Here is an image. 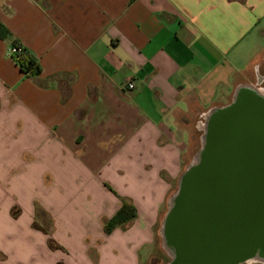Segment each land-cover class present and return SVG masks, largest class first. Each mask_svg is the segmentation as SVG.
Returning a JSON list of instances; mask_svg holds the SVG:
<instances>
[{
  "label": "crops",
  "instance_id": "crops-1",
  "mask_svg": "<svg viewBox=\"0 0 264 264\" xmlns=\"http://www.w3.org/2000/svg\"><path fill=\"white\" fill-rule=\"evenodd\" d=\"M0 22V175L31 176L43 233L2 234L0 264H142L208 112L264 88V0H0Z\"/></svg>",
  "mask_w": 264,
  "mask_h": 264
},
{
  "label": "water",
  "instance_id": "water-1",
  "mask_svg": "<svg viewBox=\"0 0 264 264\" xmlns=\"http://www.w3.org/2000/svg\"><path fill=\"white\" fill-rule=\"evenodd\" d=\"M203 130L163 220L167 264L264 262V92L239 86Z\"/></svg>",
  "mask_w": 264,
  "mask_h": 264
},
{
  "label": "rangeland",
  "instance_id": "rangeland-1",
  "mask_svg": "<svg viewBox=\"0 0 264 264\" xmlns=\"http://www.w3.org/2000/svg\"><path fill=\"white\" fill-rule=\"evenodd\" d=\"M200 146L201 142L199 141L197 144V148H199ZM31 181V176L22 174L21 172H15L9 175H0V236H2V234H32L33 236L43 234L41 232L42 230H40L42 222L38 218H36L34 222L32 221L30 223L31 216L35 214L37 215V213H41L39 211V208H33L32 197L31 205H26L27 199H29L30 196H36L39 194V192H37V194L35 195L34 191L31 190ZM37 181L39 182V179H37ZM175 192L176 191L171 194L170 198L174 195ZM169 199L162 210L159 223L157 224V237L155 243L153 244L149 256H143L142 264H167L171 259L170 255L163 245L161 235L163 220L169 208ZM15 202L21 204V206H16ZM32 212H34L35 214H33ZM29 225H31L33 228L39 229L40 231L37 232L32 230V228H30L31 226ZM14 237L15 236H13V239H6V242L8 241L10 245V242L12 240L13 246L17 244L21 245L22 243L25 245L26 241H24L21 236H18L16 238ZM147 251L148 249L144 250L143 253H146ZM73 256L74 255L72 252L67 255H64L60 252H55V254H52L51 257L48 256L47 259H43L42 257L43 260H30V264H44V262H46V264H50V262L52 261H60L61 259H64V264H74L76 261L74 260ZM59 264L63 263L61 262Z\"/></svg>",
  "mask_w": 264,
  "mask_h": 264
},
{
  "label": "trees",
  "instance_id": "trees-1",
  "mask_svg": "<svg viewBox=\"0 0 264 264\" xmlns=\"http://www.w3.org/2000/svg\"><path fill=\"white\" fill-rule=\"evenodd\" d=\"M9 33V30L0 22V37L5 38ZM13 46H17L20 49L19 52L11 54L12 59L19 65L20 69L30 76L39 75L42 71V67L31 50L24 46L18 39L13 41ZM133 216L134 208L128 204L124 205L114 218L111 226L115 223L125 222Z\"/></svg>",
  "mask_w": 264,
  "mask_h": 264
},
{
  "label": "built area",
  "instance_id": "built-area-1",
  "mask_svg": "<svg viewBox=\"0 0 264 264\" xmlns=\"http://www.w3.org/2000/svg\"><path fill=\"white\" fill-rule=\"evenodd\" d=\"M19 51H20V49H19L17 46H12V47L10 48V54H15V53H17V52H19ZM128 86H129V88H134V87H135V85H134L133 82H130V83L128 84Z\"/></svg>",
  "mask_w": 264,
  "mask_h": 264
},
{
  "label": "flooded vegetation",
  "instance_id": "flooded-vegetation-1",
  "mask_svg": "<svg viewBox=\"0 0 264 264\" xmlns=\"http://www.w3.org/2000/svg\"><path fill=\"white\" fill-rule=\"evenodd\" d=\"M251 85H253V86H255V87H257L259 90H261V91H263L264 92V88H260L259 86H256V85H254V84H251ZM264 264V262H261V261H251V262H249V263H247V262H245L244 264Z\"/></svg>",
  "mask_w": 264,
  "mask_h": 264
}]
</instances>
